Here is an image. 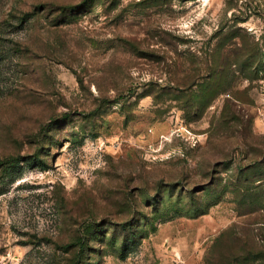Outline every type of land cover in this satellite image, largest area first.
<instances>
[{
	"label": "rangeland",
	"instance_id": "rangeland-1",
	"mask_svg": "<svg viewBox=\"0 0 264 264\" xmlns=\"http://www.w3.org/2000/svg\"><path fill=\"white\" fill-rule=\"evenodd\" d=\"M0 264H264V0H0Z\"/></svg>",
	"mask_w": 264,
	"mask_h": 264
},
{
	"label": "trees",
	"instance_id": "trees-1",
	"mask_svg": "<svg viewBox=\"0 0 264 264\" xmlns=\"http://www.w3.org/2000/svg\"><path fill=\"white\" fill-rule=\"evenodd\" d=\"M8 163V162H7Z\"/></svg>",
	"mask_w": 264,
	"mask_h": 264
}]
</instances>
